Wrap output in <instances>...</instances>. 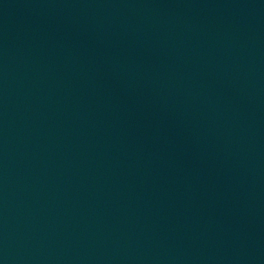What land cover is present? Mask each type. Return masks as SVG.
<instances>
[{
  "label": "water",
  "instance_id": "1",
  "mask_svg": "<svg viewBox=\"0 0 264 264\" xmlns=\"http://www.w3.org/2000/svg\"><path fill=\"white\" fill-rule=\"evenodd\" d=\"M0 264H264V0H0Z\"/></svg>",
  "mask_w": 264,
  "mask_h": 264
}]
</instances>
